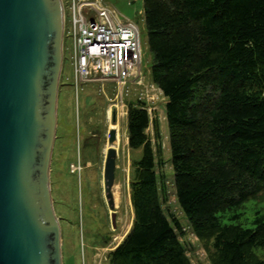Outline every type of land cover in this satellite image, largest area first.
I'll use <instances>...</instances> for the list:
<instances>
[{"label":"trees","instance_id":"1","mask_svg":"<svg viewBox=\"0 0 264 264\" xmlns=\"http://www.w3.org/2000/svg\"><path fill=\"white\" fill-rule=\"evenodd\" d=\"M150 76L166 97L176 200L212 264H264V213L253 226L222 222L221 212L264 190V0H143ZM133 221L109 264H192L166 212L160 129L145 101L129 102ZM221 213V214H220ZM238 212L231 214L236 217Z\"/></svg>","mask_w":264,"mask_h":264},{"label":"water","instance_id":"2","mask_svg":"<svg viewBox=\"0 0 264 264\" xmlns=\"http://www.w3.org/2000/svg\"><path fill=\"white\" fill-rule=\"evenodd\" d=\"M62 10V0H0V264H62L49 178ZM108 132L113 142L116 128ZM115 156L110 144L104 162L108 194Z\"/></svg>","mask_w":264,"mask_h":264},{"label":"rangeland","instance_id":"3","mask_svg":"<svg viewBox=\"0 0 264 264\" xmlns=\"http://www.w3.org/2000/svg\"><path fill=\"white\" fill-rule=\"evenodd\" d=\"M113 7L120 19H131L139 27L141 44V80H129L119 85L111 78H93L82 80L78 85L73 83L72 68L67 58L66 46L70 43L69 37L63 39V62L59 77L57 117L55 138L50 160V190L56 215L61 219L60 224L66 226L68 220L65 216H75V204L79 199L76 187L75 174L70 171V162L77 164L86 153H91L94 163L85 167V176L88 184L94 191L99 190L102 181V166L98 158L104 154L102 144L105 132L112 123L118 130V143L116 154V175L112 184V192L117 209L118 228L111 241L102 248H96L94 253L87 254L77 239L62 241V264H109V253L128 232L133 221V208L130 199V179L132 164L140 154V148H132L127 142V104L145 101V106L151 120L146 128L153 141V120L158 122L160 129V151L156 156L163 162L157 168L164 173L166 195L163 207L166 212L173 213L180 221L177 230L187 256L192 264H212L210 251L211 240L200 238L191 228L181 207L179 206L173 184L172 166L169 159V134L165 115L166 97L150 76L151 52L147 44V33L143 18V0H103ZM110 108V112L107 113ZM114 113V119L112 114ZM116 125V126H115ZM98 133L92 136V132ZM95 137L100 140L101 150L97 156L98 144ZM103 141V142H102ZM102 143V144H101ZM113 143V142H112ZM103 152V153H102ZM264 213V190L251 196L234 209L221 212L222 222L240 223L244 226H253L255 212ZM238 212L236 217L230 215ZM220 213V214H221ZM253 252L264 258V245H255Z\"/></svg>","mask_w":264,"mask_h":264},{"label":"built area","instance_id":"4","mask_svg":"<svg viewBox=\"0 0 264 264\" xmlns=\"http://www.w3.org/2000/svg\"><path fill=\"white\" fill-rule=\"evenodd\" d=\"M62 5L63 39H70L66 49L74 84L93 78H111L119 85L141 80L135 21L118 18L103 0H62ZM71 166L77 168L76 163Z\"/></svg>","mask_w":264,"mask_h":264},{"label":"flooded vegetation","instance_id":"5","mask_svg":"<svg viewBox=\"0 0 264 264\" xmlns=\"http://www.w3.org/2000/svg\"><path fill=\"white\" fill-rule=\"evenodd\" d=\"M111 126H109L110 128ZM109 128L105 132V137L108 141ZM96 131L92 132L91 135L95 136ZM98 144L97 156L101 150L100 140L95 137ZM103 142V141H102ZM109 142V141H108ZM102 144V143H101ZM112 144V143H110ZM103 146V144H102ZM110 146V145H109ZM107 146V148L109 147ZM107 148L104 154L101 155L98 160L102 166V181H98L99 190L94 191L90 188L88 184L87 176H85V167L94 163V159L91 153H86L84 157L78 160L77 168L73 169L70 162V171L75 174L76 187L79 193V199L75 204V216H65L68 220V224L64 227L60 224L61 220L58 216V221L60 224V235H61V252H62V241L67 239L74 240L77 239L82 245V249L87 254L94 253L96 248L99 249L104 245H107L111 238L114 237V232L118 228L117 224V209L115 208V200L112 192V184L108 191L106 190L105 180H104V162L107 152ZM102 152V153H103ZM117 154V152H116ZM116 175V156H115V173ZM113 178V181H114Z\"/></svg>","mask_w":264,"mask_h":264},{"label":"bare ground","instance_id":"6","mask_svg":"<svg viewBox=\"0 0 264 264\" xmlns=\"http://www.w3.org/2000/svg\"><path fill=\"white\" fill-rule=\"evenodd\" d=\"M107 111H108L107 113H109L110 112V108ZM113 124L114 123H112L111 126H113ZM117 134H118V130H116V139L113 141V143L112 142H108L107 139H105V141L103 143V149H104V151L106 150L107 146L110 145V143H112L115 146V148L117 147V143H118V139H119V136ZM116 152H117V148H116Z\"/></svg>","mask_w":264,"mask_h":264}]
</instances>
